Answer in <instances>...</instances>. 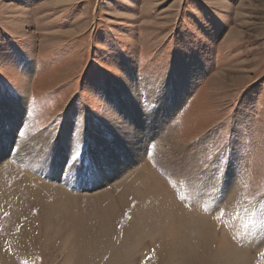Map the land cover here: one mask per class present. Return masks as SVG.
<instances>
[{
  "label": "rangeland",
  "instance_id": "374dc122",
  "mask_svg": "<svg viewBox=\"0 0 264 264\" xmlns=\"http://www.w3.org/2000/svg\"><path fill=\"white\" fill-rule=\"evenodd\" d=\"M138 244L129 264H264V0H0V264Z\"/></svg>",
  "mask_w": 264,
  "mask_h": 264
},
{
  "label": "bare ground",
  "instance_id": "6f19581e",
  "mask_svg": "<svg viewBox=\"0 0 264 264\" xmlns=\"http://www.w3.org/2000/svg\"><path fill=\"white\" fill-rule=\"evenodd\" d=\"M135 132V131H134ZM135 136H136V134H135ZM130 138V137H129ZM100 153H102L103 154V150L102 151H99ZM121 152V151H120ZM112 152H109V151H107L106 152V154H111ZM140 153H141V151H140ZM93 154V157L95 156V159H96V161L97 162H99V161H101V159H100V157L99 158H96V154H94V153H92ZM159 158V157H158ZM108 159V158H107ZM112 159H117V158H113L112 156H111V159H110V161L112 160ZM127 160H129V157L128 158H126ZM125 159V160H126ZM112 163V166L110 165H108V164H110L109 162H107V161H105V162H100L99 164H100V166H99V169H101L102 167H104L105 169H106V166L108 165L110 168H111V172L113 173L114 172V168H116V164H114L113 162V160L111 161ZM53 164V163H52ZM134 164V163H133ZM145 165V164H144ZM119 166H123V162L121 163V164H118V166H117V169L119 168ZM54 167L56 168H59L60 169V167H59V165H54ZM112 167H113V169H112ZM124 167V166H123ZM123 167H122V169H123ZM146 167V168H145ZM144 168H143V170H141V171H143L141 174H146L148 177H145V178H151L148 182H150L151 183V185H150V189L152 190V191H159L158 193H160V191H166V189L164 188V187H162L161 186V178H160V180L155 176V174L154 173H152V169H150L149 167H147V166H145ZM104 168H102V169H104ZM142 169V168H141ZM58 170V169H57ZM109 170V169H108ZM118 171V170H117ZM57 174V173H56ZM65 174H67V173H65ZM139 174V173H138ZM145 175V176H146ZM139 176V175H138ZM64 177H66V176H64ZM137 177V176H136ZM67 179V178H66ZM147 179H146V181H147ZM71 181V180H70ZM163 182V181H162ZM162 187V189H160ZM63 193H65V192H63ZM154 194H157V193H154ZM162 194V195H161ZM160 194V196H163V203L165 204V202H166V200H164L165 199V196H167V195H165L164 196V194L165 193H161ZM61 195H63L62 193H61ZM167 198V197H166ZM72 198H70V200H71ZM74 200V199H73ZM66 201V200H65ZM169 201V200H168ZM173 201V200H172ZM60 205H62L63 207L65 206L66 208H69V207H71V205H73L74 206V204L76 203V201H66V202H58ZM161 203V202H160ZM167 203V202H166ZM166 205V204H165ZM161 206V205H160ZM76 207V206H75ZM77 208V207H76ZM70 212V211H69ZM72 212H73V210H72ZM72 212H71V215H72ZM73 214H74V212H73ZM69 215H70V213H69ZM75 215H77V213L75 214ZM73 216V215H72ZM71 216V217H72ZM184 216H185V214H184ZM192 217V216H191ZM157 218V217H156ZM168 219V218H167ZM167 219H165V220H167ZM181 219V218H180ZM184 219H185V217H184ZM191 219V218H190ZM183 220V219H182ZM192 220V219H191ZM161 221V220H160ZM171 221V220H170ZM190 221V220H189ZM177 222H178V220H177ZM177 222H173L172 221V224H169V227H168V229L169 230H163V228H162V230L164 231V232H168L167 234H169L168 236H170L171 235V237L176 241V239H175V236H177ZM180 222V221H179ZM194 222V221H193ZM202 222V221H201ZM169 223V222H168ZM181 223V222H180ZM179 223V224H180ZM203 223V222H202ZM197 224V223H196ZM206 225V224H205ZM200 226V225H199ZM180 227V226H179ZM201 227V226H200ZM194 228V227H193ZM160 229V228H159ZM76 230V229H75ZM199 230V229H198ZM153 231V230H152ZM158 230H156V232H157ZM200 231V230H199ZM133 232V231H132ZM76 233H77V230H76ZM150 233H151V231H150ZM149 233V234H150ZM158 233L159 234H161L162 233V231L160 230V232L158 231L157 232V235H158ZM154 234V233H153ZM151 235V234H150ZM163 235H165V234H161V236L162 237H165V236H163ZM179 235V234H178ZM140 236V235H139ZM153 236V235H152ZM142 237V236H141ZM178 237V236H177ZM176 237V238H177ZM155 238H156V234H155ZM180 238V237H179ZM140 239V238H139ZM136 241H138V236L136 237ZM140 241V240H139ZM208 242V241H207ZM136 243V242H135ZM140 243V242H139ZM223 243H225V242H223ZM137 244V243H136ZM227 244V243H226ZM172 245V244H171ZM223 245V244H222ZM230 246L232 245V244H229ZM140 245L138 244V246H135L134 247V245L133 246H129V247H127V248H125V256H128V264L131 262V261H134L133 259H131L130 260V258L134 255V253L136 252L135 251V249L137 248V247H139ZM134 247V248H133ZM142 247V246H141ZM223 247V246H222ZM225 247H227V246H225ZM221 248V247H220ZM218 249H219V247H218ZM225 250H224V252L226 251V248H224ZM230 249V248H229ZM234 249V248H233ZM140 250H142L141 248H140ZM145 250V249H144ZM260 250H261V248H260ZM259 250V251H260ZM221 251H222V248H221ZM220 251V252H221ZM229 251V250H228ZM231 252L232 251H234V250H230ZM240 251V250H239ZM257 251V250H256ZM172 252V251H171ZM223 252V253H224ZM235 252V251H234ZM233 252V253H234ZM238 252V251H237ZM180 254H181V252H179ZM219 253V252H218ZM242 253V252H241ZM253 250H248L247 249V252H244V254H246L245 256H238L239 258L238 259H236L235 260V263L236 264H251L252 263V261L254 260V256H252L253 254ZM172 254V253H171ZM175 255H176V253H174ZM240 254V253H239ZM137 255V254H136ZM139 255V254H138ZM173 255V254H172ZM231 255V254H230ZM171 255L169 254V257H170ZM237 256H235V257H237ZM172 257H174V255L172 256ZM171 257V259H174V258H172ZM234 257V258H235ZM127 259V258H126ZM125 259V257H124V260H126ZM127 261H126V263L125 264H127ZM125 262V261H124ZM132 264H133V262H132Z\"/></svg>",
  "mask_w": 264,
  "mask_h": 264
},
{
  "label": "snow or ice",
  "instance_id": "6c2138e0",
  "mask_svg": "<svg viewBox=\"0 0 264 264\" xmlns=\"http://www.w3.org/2000/svg\"><path fill=\"white\" fill-rule=\"evenodd\" d=\"M197 189H198V188H194V191L197 190ZM262 255H264V254H262Z\"/></svg>",
  "mask_w": 264,
  "mask_h": 264
}]
</instances>
